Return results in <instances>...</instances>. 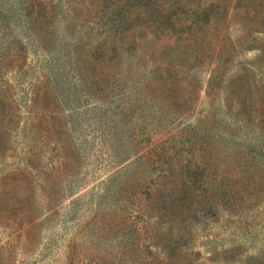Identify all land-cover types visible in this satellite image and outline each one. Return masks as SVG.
Returning a JSON list of instances; mask_svg holds the SVG:
<instances>
[{"label": "trees", "instance_id": "trees-1", "mask_svg": "<svg viewBox=\"0 0 264 264\" xmlns=\"http://www.w3.org/2000/svg\"><path fill=\"white\" fill-rule=\"evenodd\" d=\"M29 2L41 45L55 46V0H39L38 11ZM79 8L85 34L76 46L77 77L89 94L122 109L126 123L140 121L131 126L135 163L128 168L145 175L128 200L141 203V197L148 220L144 233L127 221L104 225L124 238L118 254L94 264H264V0H81ZM251 52L256 56L248 60ZM20 57L16 69L25 72L29 58L23 51ZM11 59L0 56V75ZM201 106L196 129L179 140L147 139V122L169 127ZM62 117L49 106L37 109L23 166L0 176V227L11 226L3 213L12 212L25 234L17 237L22 255L39 235L34 198L39 193L53 202L51 172L41 171L35 149L62 144ZM22 123L19 109L0 106V162L14 158L11 132ZM59 150L65 168L75 171L77 151ZM210 226L233 238L219 246L218 234L204 235ZM199 237L213 239L208 258L197 247Z\"/></svg>", "mask_w": 264, "mask_h": 264}, {"label": "rangeland", "instance_id": "rangeland-1", "mask_svg": "<svg viewBox=\"0 0 264 264\" xmlns=\"http://www.w3.org/2000/svg\"><path fill=\"white\" fill-rule=\"evenodd\" d=\"M30 2L0 0V56L10 54L12 58L0 75V106L19 109L25 123L11 132L13 146L8 154L14 158L0 162V176L23 166L26 143L34 145L30 128L41 106H49L54 114L63 116L59 121L61 127L58 126L62 144L42 143L35 149L41 156V171L50 170L54 182L52 204L39 193L33 200L39 210L40 223L35 246L27 245L29 251L25 255L18 251L23 243L17 237L23 238L25 234L20 230V223H14V214L4 211L3 222H10L11 226L0 227V261L18 254L16 264H94L118 254L121 238H124L117 228L114 232L107 231L104 225H125L127 221L143 232V224L148 223L141 214L142 198L141 203L135 197L128 200L130 193L133 195L132 186L145 175L144 170L137 167L128 168L135 163V146L130 143V131H134L135 126H131L140 121L134 117V121L126 123L122 109L89 94L77 77L76 46L85 34L79 8L81 0H55L58 41L49 49L43 48L30 23ZM32 2L38 11L39 0ZM21 51L29 58L25 72L16 69L22 58ZM255 56L256 53L251 52L245 58L252 60ZM205 107L197 108L187 117L179 116L169 127L163 122L160 126L156 119L147 122V131L152 130L147 139L152 136L158 140L164 134L165 138L172 136L179 140L185 130L196 129L197 117ZM156 112L157 116L162 115L158 108ZM165 115L169 120L177 116ZM142 133L145 137V132ZM43 142L49 141L44 139ZM60 145L66 147L68 154L77 151L75 171L65 168V153L59 150ZM213 227L205 230L204 235L218 234L219 246L227 245L230 237L233 238L224 228ZM212 240L200 237L197 240V247L206 258L211 251L208 242Z\"/></svg>", "mask_w": 264, "mask_h": 264}]
</instances>
